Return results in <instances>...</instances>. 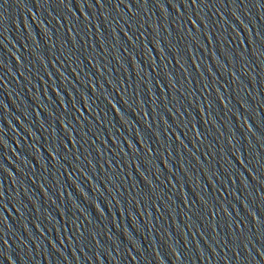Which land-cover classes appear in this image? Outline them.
Returning <instances> with one entry per match:
<instances>
[{"label":"water","instance_id":"95a60500","mask_svg":"<svg viewBox=\"0 0 264 264\" xmlns=\"http://www.w3.org/2000/svg\"><path fill=\"white\" fill-rule=\"evenodd\" d=\"M0 264H264V0H0Z\"/></svg>","mask_w":264,"mask_h":264}]
</instances>
